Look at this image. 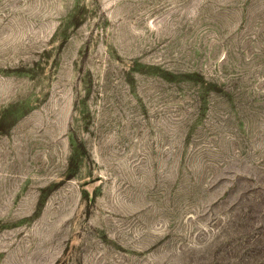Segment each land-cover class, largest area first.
<instances>
[{
    "label": "rangeland",
    "instance_id": "obj_1",
    "mask_svg": "<svg viewBox=\"0 0 264 264\" xmlns=\"http://www.w3.org/2000/svg\"><path fill=\"white\" fill-rule=\"evenodd\" d=\"M0 264H264V0H0Z\"/></svg>",
    "mask_w": 264,
    "mask_h": 264
}]
</instances>
